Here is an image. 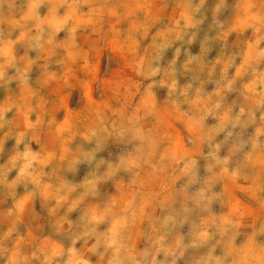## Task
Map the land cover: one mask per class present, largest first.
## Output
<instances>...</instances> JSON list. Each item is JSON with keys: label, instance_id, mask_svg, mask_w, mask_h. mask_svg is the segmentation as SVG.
<instances>
[{"label": "clouds", "instance_id": "1", "mask_svg": "<svg viewBox=\"0 0 264 264\" xmlns=\"http://www.w3.org/2000/svg\"><path fill=\"white\" fill-rule=\"evenodd\" d=\"M0 264H264V0H0Z\"/></svg>", "mask_w": 264, "mask_h": 264}, {"label": "rangeland", "instance_id": "2", "mask_svg": "<svg viewBox=\"0 0 264 264\" xmlns=\"http://www.w3.org/2000/svg\"><path fill=\"white\" fill-rule=\"evenodd\" d=\"M61 35H63V34H61ZM192 51L194 53L197 52L198 51V45H194L193 48H192ZM213 55H215V52L213 53ZM167 58H171V50L169 51V53L167 55ZM115 66L116 65L113 64V67H115ZM103 67H104V65H103V61H102V64H101V73H100L102 77L105 75L104 70H103ZM119 72H120V70H117V74H119ZM182 82H184L183 79H182ZM85 87H86L87 90H90L91 89V85L90 84H86ZM163 93H164V90H161V92H160L161 98L163 97ZM77 97H78V90H77V92H74L73 93L72 99L70 101V106H72V107H77L78 106V105H76ZM103 155H107V154L104 153ZM84 171H86V168L82 166L81 175H83V172ZM77 179H79V177H77ZM109 190H111V189L109 188Z\"/></svg>", "mask_w": 264, "mask_h": 264}]
</instances>
